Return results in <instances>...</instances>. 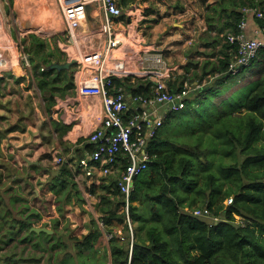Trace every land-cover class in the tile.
Instances as JSON below:
<instances>
[{
  "label": "crops",
  "instance_id": "crops-1",
  "mask_svg": "<svg viewBox=\"0 0 264 264\" xmlns=\"http://www.w3.org/2000/svg\"><path fill=\"white\" fill-rule=\"evenodd\" d=\"M33 1L0 0V225L8 224L10 227V223L14 222L18 229V225L27 227L28 222L31 227H38V218L50 222V217L43 216L40 211H46L49 215L47 206L54 214L51 219L59 218L56 195L52 188L53 183L56 188L59 185V180L53 181L52 178H62V165L56 166L53 162L56 154L69 162L65 164L69 171L65 176L74 181L83 200L79 204L74 194H71L68 197L71 207H80L95 219L103 217L106 214L101 208L106 203L101 202V197L111 195L102 185H90L81 176L76 181L72 177L69 164H75L77 158L85 156L93 148L88 143L87 135L99 125L103 114L102 105L100 99L78 101L79 97L73 91L71 82L68 85L61 81L59 88L56 85L51 91L52 95L49 91L41 94L36 77H40V72L45 71L42 70L43 66L54 63L51 38L59 34L66 43L65 25L56 0H45L44 4L42 0ZM10 3L21 16L24 11L30 14L28 20H18L22 33L16 40L12 38L7 19L11 13ZM244 6L264 8V0H132L124 7V14L117 20L116 31L128 40L133 39L138 49L161 51L166 64L174 67L168 80H178L183 87L184 84L201 82L206 77L212 79L220 73V62L225 53H229L227 46L230 45L224 35L234 32L233 18L240 14ZM47 12L51 19L46 20L49 24L39 19L46 16ZM57 14H60L62 30H57ZM98 24L99 20L93 21L89 17L82 27L94 28ZM37 31L43 36L38 37ZM245 31L248 37H252L251 23ZM3 36L7 40L6 44L16 46L11 48L13 51L10 54L7 52L10 48L4 46ZM20 43L25 44L27 52L16 50L15 54L14 50L18 49ZM37 46L40 47L39 52L35 49ZM62 51L66 53L60 45V54L63 56ZM41 52L45 55L48 52V56H41L37 61L35 56ZM23 57H26L28 67ZM195 75L196 79L193 80ZM116 80L125 82L128 87H136L138 81L145 82L143 80L147 79L136 77ZM205 87L208 88L209 85ZM69 90L72 91L68 93ZM49 98L52 105L46 109L45 104L50 102ZM54 123L57 130L53 127ZM67 125L70 129L60 134ZM160 131L161 129L158 138H161ZM152 157L157 155L152 154ZM65 198L66 196L61 197L62 204L66 201ZM109 201L113 203L112 196ZM25 210L30 215L27 220L26 217L21 219V211ZM11 213L18 219L11 218ZM96 214L98 215L95 216ZM7 217L13 221L6 219ZM109 227L123 231V227L115 223ZM14 231L17 230L4 228L0 230V237L4 235L3 238L6 239L5 235H11L9 232ZM30 232L32 231L29 229L28 233ZM22 236L21 233L20 237ZM33 236V240L37 239ZM137 236L145 238L144 233L139 230ZM24 238H27V233Z\"/></svg>",
  "mask_w": 264,
  "mask_h": 264
},
{
  "label": "trees",
  "instance_id": "trees-1",
  "mask_svg": "<svg viewBox=\"0 0 264 264\" xmlns=\"http://www.w3.org/2000/svg\"><path fill=\"white\" fill-rule=\"evenodd\" d=\"M117 1L123 8L132 2V0ZM240 18V14L233 18L234 32ZM227 49L229 53H225L219 68L223 75L214 80L216 84H222L241 75L248 67L242 68L236 74L227 72L235 46L228 45ZM257 58L264 62V50H260L253 61ZM67 74L68 70L41 71L40 77H36L41 94L44 91L51 92L56 85L59 88L61 81L66 82ZM116 83L125 82L116 80ZM149 85L151 83L138 81L136 87L125 86L132 93L147 94ZM167 85L171 90H178L182 87V82L168 81ZM210 88L211 85L197 92L208 91ZM48 101L50 102L45 104L46 109L52 105L51 98ZM188 102L189 100L186 101V105ZM238 109L241 110L242 115L240 134L236 135L235 131L230 129L224 133L227 136L226 141L220 142L219 149L216 146L220 157L231 155L236 161L234 164L221 163V158L214 164V158L210 159V149L200 143L170 147L168 141L158 138V134L152 140L149 148L157 157L152 158L148 169L157 177L165 178L166 182L159 185L158 192L145 194L147 201L150 202L142 209L134 205L139 200L140 192L136 187L137 178L135 179L136 185L134 183L130 197L132 202L130 215L136 224L130 264H251L256 261L264 264V88L250 93ZM53 127L57 130L55 123ZM69 129L68 125L63 127L60 134L66 133ZM258 141H262L260 147L255 145ZM165 146L167 149H163ZM252 166L258 168V171L250 170ZM66 171L68 169L64 168L60 173L61 180L52 178L53 181L59 180L58 188L54 183L52 184L53 193L61 194L65 182H68L78 203L81 204L83 200L76 184L66 177ZM220 176L224 179L233 177L236 180V189L225 193L226 196L233 195L232 202L226 207L220 204L222 198L216 205L223 186ZM143 182L149 186L154 184L155 178L148 177ZM115 184L116 180L111 179L109 184L102 185L105 191L111 193L101 197V202L106 203V206L101 208L106 214L102 219L108 226L115 223L124 230V214L119 212L124 198L119 194ZM111 187L114 189L111 190ZM111 196L114 199L113 205L109 201ZM197 196H204L206 199L205 204L200 208L206 207L213 215L220 216L218 223L214 224L210 219L195 217L184 211L185 208H198ZM59 203L61 197H57L55 204L57 211L62 214ZM214 205L216 207H213ZM235 216L243 221L236 223ZM58 224L57 218L54 220L53 228L57 229ZM26 226L23 229L28 233L31 223L28 222ZM96 226L95 223V226L89 228L80 238L71 237L75 242L74 254L78 257L90 254L100 241L102 234ZM138 230L144 231L145 238L137 236ZM30 234L37 236L33 231ZM40 235L47 236L46 233ZM109 251L111 264H127V244L114 239L109 243Z\"/></svg>",
  "mask_w": 264,
  "mask_h": 264
},
{
  "label": "built area",
  "instance_id": "built-area-1",
  "mask_svg": "<svg viewBox=\"0 0 264 264\" xmlns=\"http://www.w3.org/2000/svg\"><path fill=\"white\" fill-rule=\"evenodd\" d=\"M56 3L65 25L64 50L68 60L75 61L73 89L78 101L100 99L103 111L99 125L87 135L92 150L77 158L75 164H69L70 171L75 181L81 176L94 186L116 180L115 187L124 198L119 211L124 214V230L110 228L102 217L96 218L95 223L107 243L116 239L127 244V264H130L135 240L130 197L135 179L148 169L153 158L149 145L168 115L185 108L188 97L205 87L207 81L171 90L167 82L174 67L166 64L161 51L138 49L133 39L128 40L116 31V22L124 14L117 0H56ZM240 15L236 31L224 35L226 42L235 46L227 66L231 74L249 66L258 52L264 50V8L244 6ZM89 17L99 20V24L94 28L82 27ZM250 23L252 37L245 31ZM67 44L73 46V52ZM23 58L28 67L26 57ZM222 75L218 73L215 77ZM136 77L151 83L147 94L132 93L127 84L115 82ZM53 162L56 166L69 163L58 155ZM231 202L229 198L226 204ZM184 211L195 217L220 220L206 207Z\"/></svg>",
  "mask_w": 264,
  "mask_h": 264
},
{
  "label": "rangeland",
  "instance_id": "rangeland-1",
  "mask_svg": "<svg viewBox=\"0 0 264 264\" xmlns=\"http://www.w3.org/2000/svg\"><path fill=\"white\" fill-rule=\"evenodd\" d=\"M2 1L6 2V0ZM27 1H30L32 3L34 2L33 0ZM42 3L44 4L45 0H42ZM9 8L11 10V13L8 14L9 18L7 19L9 20V28L11 30L12 38L16 40L17 36L22 33V27H20L18 20H20V18L24 21L28 20L30 14L27 11H24L22 13L23 16H21L19 11L13 7L12 3H10ZM59 15L57 14L56 17V19H58L57 24H59L57 30H62L63 25L60 23L61 18ZM48 16L49 14L47 12L46 16H44L43 18L40 17L39 19L46 21L47 19H50ZM46 24L49 23H47L46 21ZM55 28H57L56 24ZM36 35L38 37L43 36V34L38 31L36 32ZM63 39L64 38H62L59 34L54 35L51 38L54 48V63H65L70 61L68 60V56L64 51H62L63 56L60 54V45H62L64 49L63 43H65V41ZM4 40L5 48H16L15 45L6 44L7 40ZM67 45L69 46V51L73 52V46H71L70 44ZM31 47L33 48V46L30 45V48ZM10 49L7 50L9 54L11 51H13V49ZM35 49L38 52L40 51L39 46H37ZM16 50H19L20 52H27L26 46L23 43L18 44V49L14 50L15 54ZM41 56L47 57L48 52L47 55H45L43 52H41V54L39 55L36 54L35 57L37 61L40 60ZM45 62H47V60H45ZM40 68L41 67H39V69ZM43 68L45 71L47 70L45 66H43ZM74 70L75 64L72 65L70 69H68L66 78V83L70 85L71 82L73 87H75L73 78ZM216 78L217 77L214 76V78L212 79L208 77H206V79L204 80L202 79L204 82L207 81L205 85H211V88L208 91L196 92L191 94L187 99L189 100V102L185 106V108L170 113L169 117L161 127L160 136L164 141H168L170 147H179V145L181 144L189 145L200 143L203 147L205 145L211 151L210 159L214 158V164L221 158V163L223 162L227 165H231L236 162L235 159L231 157V155H224V157H220V152L219 150L216 151V146L217 149H219L221 147L220 142L226 141L227 136L224 133L228 130L232 129L235 131L234 133L236 135L240 134L239 126L242 124V115L241 110H239L238 107H240L245 102V99L250 95V93L264 88V62L261 60L259 61V59L257 58L252 62L250 66L246 68V70L241 75L231 78L222 84H216L214 82ZM192 79L195 80L196 75ZM69 80L70 82L68 83ZM70 88L71 87L69 86V89ZM203 88L205 89L206 87ZM71 91L69 90L68 93H70ZM261 144L262 141H258L255 145L260 147ZM163 149H167L166 146L163 147ZM241 164L242 159L240 158L239 165L241 166ZM249 169L256 172L258 171V168H256L255 166H252ZM261 171L262 169L259 170V172ZM65 174H68V171H66ZM148 177L155 178L154 184H151L149 186L143 184V181L147 180ZM219 179L221 182H223V186L222 192L218 198L216 205L222 198L220 204H222L223 207H226L227 201H229V198H232L233 195L226 196L225 193L228 190L232 191L236 189V180L233 177L224 179L221 176L219 177ZM48 180L50 181V178ZM162 182H166V179L157 177L154 172H151L150 169H147L144 173H142V175L137 178L136 187L140 192L139 200L135 202L134 205H137L142 209L143 207H147L150 201H147V197L145 196V194L158 192V187ZM134 183L136 185V180ZM200 183H202V181H200ZM71 194H73V190L71 189V184H69L68 182H65V186L62 189L61 194H55L56 199L57 197L66 196V201L63 202V204L62 202L60 204V206L62 207V214L58 213L59 215L57 217H59V224L57 229L53 228L55 218L51 219L54 215L52 213V209L47 206V212L50 213L49 215L48 213H46V211H42L40 209L43 216L50 217V219H48L50 222L47 223L43 221L42 218H38V221H36V223L40 224L38 227H46L47 229L53 231L51 234L47 235L48 237L40 235V233H38L39 236H36L37 239L33 240V235L27 233V230L23 229L24 227H20V225H18V229L14 222L10 223V227L8 226V224L0 225V230H4V228L7 230L10 228L14 230L15 228L17 230L16 232H9L11 233V235H5L6 239L3 238L4 235L0 237V264H111L109 243H107L102 237L100 241H98L97 245H95L94 250L90 254H85L82 257H78L74 254L76 253V250L74 249L75 242L71 239V237L76 236L80 238L82 237V235L86 234L89 228L95 226V218L92 214L82 211L80 207H71V202L68 199ZM205 201L206 199L204 196H197L196 207L200 208V206H203L205 204ZM216 205H214L213 207H216ZM32 212L34 213V210ZM97 215L98 214H96L95 216ZM10 217L16 220L18 219V217L13 216V213L10 214ZM21 217V219L26 217V220L28 219V217L30 218L28 210L21 211ZM6 219H9V217H7ZM9 220L13 221L12 219ZM217 220L212 219L213 222H216ZM235 221L239 224L243 220L235 216ZM216 223H218V221ZM20 232L23 234V238L20 237ZM26 233L27 238H24ZM141 233H144V231H141ZM67 255H69V257ZM64 256L66 258H64ZM251 264L262 263L256 261L252 262Z\"/></svg>",
  "mask_w": 264,
  "mask_h": 264
},
{
  "label": "water",
  "instance_id": "water-1",
  "mask_svg": "<svg viewBox=\"0 0 264 264\" xmlns=\"http://www.w3.org/2000/svg\"><path fill=\"white\" fill-rule=\"evenodd\" d=\"M89 9L90 8L88 7L87 10L89 11ZM74 64H75V61H69V62H65V63H53V64H50L49 66H47L46 69L47 70L56 69L57 71H60V70H68ZM25 160L28 162L27 159H25ZM64 168H65V164L62 165L61 171ZM30 231H33L36 234H38V233H46L47 235H49V234H51L53 232L52 230H49L46 227H31L30 228Z\"/></svg>",
  "mask_w": 264,
  "mask_h": 264
}]
</instances>
